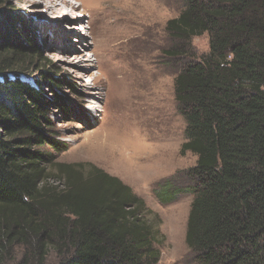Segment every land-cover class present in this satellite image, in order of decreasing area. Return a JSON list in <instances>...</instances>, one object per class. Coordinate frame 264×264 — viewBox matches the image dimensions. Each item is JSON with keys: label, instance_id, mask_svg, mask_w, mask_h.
Segmentation results:
<instances>
[{"label": "trees", "instance_id": "1", "mask_svg": "<svg viewBox=\"0 0 264 264\" xmlns=\"http://www.w3.org/2000/svg\"><path fill=\"white\" fill-rule=\"evenodd\" d=\"M166 32L173 58H194L193 39L209 37V52L174 80L181 154L197 158L186 245L198 264H264V0H182ZM66 89L80 94L42 57L32 21L0 0V264L16 248L20 264L50 253L58 264H158V232L130 186L56 163L68 146L50 108L67 112ZM51 166L67 174L66 190L50 183ZM163 188V200L178 194Z\"/></svg>", "mask_w": 264, "mask_h": 264}, {"label": "rangeland", "instance_id": "2", "mask_svg": "<svg viewBox=\"0 0 264 264\" xmlns=\"http://www.w3.org/2000/svg\"><path fill=\"white\" fill-rule=\"evenodd\" d=\"M3 1L32 21L42 57L54 62L80 93L65 90L66 113L55 105L50 108L58 139L68 146L55 154L56 163L73 166L84 179L96 167L122 180L144 203L143 217L158 232V264H198L185 242L194 198L186 189L195 185L191 172L197 158L181 154L186 123L175 100L174 80L192 59L209 52L208 35L193 39L189 51L194 58L166 54L178 46L166 24L178 17L182 0L105 1L100 7L93 1L71 0L77 11L69 21L63 14L52 15L37 0ZM93 7L107 8L120 22H104V15ZM106 24L115 26L116 39L102 43L99 34ZM79 50L85 52V67L76 58ZM85 59L94 61L91 67ZM49 100L53 103L52 94ZM58 169L50 167L54 175L50 183L64 191L67 174ZM166 182L171 184L169 191H178L173 200L160 197ZM15 252L16 259L8 264L22 261L21 251ZM59 261L56 253H50L46 264Z\"/></svg>", "mask_w": 264, "mask_h": 264}, {"label": "bare ground", "instance_id": "3", "mask_svg": "<svg viewBox=\"0 0 264 264\" xmlns=\"http://www.w3.org/2000/svg\"><path fill=\"white\" fill-rule=\"evenodd\" d=\"M37 1H39L42 5H44L46 7V9L48 10V12L51 13L52 15L63 14L62 16H65L63 18H66V21H69V19H67V18H69L71 16L72 12H76L77 11L76 7H74L70 3L71 0H37ZM75 1H81V3L82 2H87V1H93V3H99L98 4V6H99L100 3H104L105 1L106 2H110V3H112L111 1H128L129 4H131L130 1H132V0H75ZM133 1L136 2V0H133ZM123 3L124 2H122V4ZM127 6L130 7L129 5H127ZM106 9L107 8H95V7H93V10H94L95 13H97V14L99 13L100 15H104V22H105L106 19L111 20L113 24H116V23L120 22L118 20L119 18L117 19L111 12H108ZM123 10H127V9H123ZM79 17L80 16H78L77 18H79ZM77 29H78V31H82V33H84V31H86V29H84V27H78L77 26ZM114 29H115V26H112V25H109V24H106V26H104V28H102L101 33L99 34L100 35L99 38L100 37L102 38V43L104 41L112 42V41H114L116 39L114 34H113ZM70 35H71V33L67 32V36H70ZM97 42H99V41H97ZM114 44L115 43H111L109 45H114ZM68 47H70V46H68ZM97 47L98 46H96V49L100 48V47H98V48ZM83 56H85V52H82L80 50L76 54V58H80V62H79L80 64L79 65H82V66L85 65V64H83V62H84ZM95 56H96V54H94V57ZM95 59H97V58H95ZM85 61L87 62L86 64H88V67L89 66L91 67V64L94 62L92 59H85Z\"/></svg>", "mask_w": 264, "mask_h": 264}]
</instances>
